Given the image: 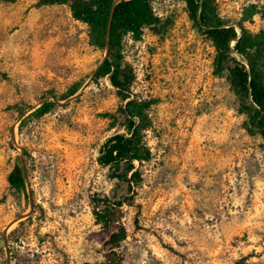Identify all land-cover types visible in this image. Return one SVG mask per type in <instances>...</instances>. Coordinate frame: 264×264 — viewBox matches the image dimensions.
Masks as SVG:
<instances>
[{
  "label": "rangeland",
  "instance_id": "obj_1",
  "mask_svg": "<svg viewBox=\"0 0 264 264\" xmlns=\"http://www.w3.org/2000/svg\"><path fill=\"white\" fill-rule=\"evenodd\" d=\"M216 5L238 30L264 35V0ZM153 6L159 27L124 48L133 94L153 103L152 159L136 206L125 207L124 264H264V140L215 74L216 50L186 2ZM106 57L68 6L0 0V264L104 262L92 200L115 184L98 157L124 132L122 100L95 77ZM46 102L55 109L32 117ZM17 164L21 194L8 182Z\"/></svg>",
  "mask_w": 264,
  "mask_h": 264
},
{
  "label": "trees",
  "instance_id": "obj_2",
  "mask_svg": "<svg viewBox=\"0 0 264 264\" xmlns=\"http://www.w3.org/2000/svg\"><path fill=\"white\" fill-rule=\"evenodd\" d=\"M184 1L195 27L216 50L215 74L227 75L239 99L240 111L248 117L251 132L264 140V35H253L242 25L238 30L224 20L216 0ZM153 3L154 0H39V6H68L72 17L89 27L90 44L107 52L95 74L96 80L108 79L123 102L115 121L122 120L124 132L111 136L98 157L99 165L109 170L115 185L112 196L98 194L92 200L95 223L100 227L96 237L104 252V262L96 264H124L119 249L127 239L123 224L125 207L136 206L137 189L144 180L141 167L152 159L147 136L153 130V103L133 94L136 73L126 61L124 48L128 38L140 42L146 29L159 27L161 21ZM78 90L79 86H75L68 98ZM55 107L56 103L46 102L31 116L41 119ZM8 182L17 193L26 191L22 165H15ZM237 264L246 263L242 260Z\"/></svg>",
  "mask_w": 264,
  "mask_h": 264
}]
</instances>
